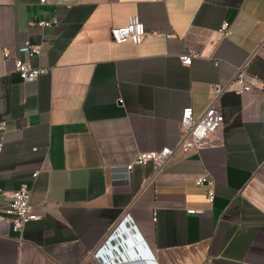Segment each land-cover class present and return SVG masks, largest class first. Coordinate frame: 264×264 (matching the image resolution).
Segmentation results:
<instances>
[{
	"label": "crops",
	"instance_id": "obj_1",
	"mask_svg": "<svg viewBox=\"0 0 264 264\" xmlns=\"http://www.w3.org/2000/svg\"><path fill=\"white\" fill-rule=\"evenodd\" d=\"M132 15L144 40L112 41ZM263 40L264 0H0V212L27 181L39 215L20 232L0 222V264H143L137 245L155 264H264V90L226 92L223 127L151 183L153 163L126 170L177 146L183 110L202 114L244 62L264 81ZM188 46L201 51L189 65ZM6 49L47 71L23 81ZM116 228L136 259L107 241Z\"/></svg>",
	"mask_w": 264,
	"mask_h": 264
},
{
	"label": "built area",
	"instance_id": "obj_2",
	"mask_svg": "<svg viewBox=\"0 0 264 264\" xmlns=\"http://www.w3.org/2000/svg\"><path fill=\"white\" fill-rule=\"evenodd\" d=\"M46 0H41L45 2ZM164 1V0H153ZM40 25H49V22L40 21ZM219 31L223 35L231 33V25L229 22H224ZM147 35V30L144 23L137 15H132L128 19V23L124 26H114L110 29V36L112 41L116 43H123L132 41L135 44H140ZM264 46V40L260 48ZM21 50L30 57L39 55L41 48L39 44L32 42L30 39L22 43ZM201 51L194 47L188 46V50L181 55V60L184 64H191L193 59L199 57ZM5 59L7 62L14 61L15 70L20 78L25 82H34L44 74L47 69L44 67H35L31 61L22 58L13 57L9 50H5ZM248 61L244 62L237 68L235 76L228 82H216L210 94V102L206 110L200 114L195 115L193 107L189 106L183 110L180 120L181 137L174 148L165 146L160 150L142 151L136 158L126 166L127 172H130L135 165H146L153 163L154 172L152 178L148 181H154L160 172L166 167L172 156L179 149L188 151L190 148L201 149L208 144L209 136L218 132L224 124L223 114L220 109V102L226 92L234 91L242 95L245 92L253 90H264V81L259 80L252 75L248 70ZM7 128V120H0V156L3 152L2 135ZM38 171L34 173L36 177ZM198 186L207 187V197L210 202H214L216 193L214 188V180L208 175H201L196 179ZM33 186L30 182H23L19 188L11 193V201L0 212V222L6 223L13 228L14 231L20 232L24 226L39 218V215L34 211L31 203ZM191 213L200 214L203 210L191 209ZM157 216H154V220ZM114 232L108 237L107 241L112 242L115 240ZM118 233V232H117ZM117 236V235H116ZM141 251L140 245H137ZM120 252V251H118ZM116 260H109L106 264L114 263ZM121 261V259H120Z\"/></svg>",
	"mask_w": 264,
	"mask_h": 264
},
{
	"label": "water",
	"instance_id": "obj_3",
	"mask_svg": "<svg viewBox=\"0 0 264 264\" xmlns=\"http://www.w3.org/2000/svg\"><path fill=\"white\" fill-rule=\"evenodd\" d=\"M118 234V233H117ZM121 237H122V235H121ZM115 241L117 242V243H113L112 245L114 246V248L116 249V250H120V249H123V250H125V252L123 253V255H121L120 256V258H121V262L123 261V260H129V259H132V258H134V259H136V256H135V252L133 253V251H130V250H128V248L130 247V245L127 243V241H125V240H122L121 238H118V240H116V238H115ZM135 248V250H136V247H134ZM122 251V250H121ZM140 251V250H139ZM133 253V254H132ZM140 254H143V255H141V256H144L146 259H141V258H144V257H139V261L140 262H142L143 264H155L153 261H152V258H151V255L150 254H145V253H143L142 251H140ZM149 261H151V262H149Z\"/></svg>",
	"mask_w": 264,
	"mask_h": 264
}]
</instances>
